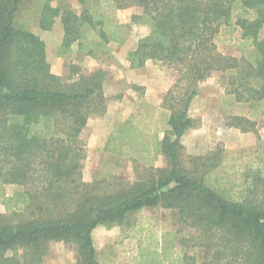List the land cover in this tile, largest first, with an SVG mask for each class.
<instances>
[{
    "label": "trees",
    "instance_id": "obj_1",
    "mask_svg": "<svg viewBox=\"0 0 264 264\" xmlns=\"http://www.w3.org/2000/svg\"><path fill=\"white\" fill-rule=\"evenodd\" d=\"M28 1L0 0V204L6 210L0 264H45L52 242L71 245L75 264H104L94 231L136 230L131 218L156 208L177 212L182 229L159 239L141 236L132 264H264V167L231 170L219 146L186 161L181 143L199 126L189 112L200 84L216 73L228 74L226 93L241 113L252 108L250 115L228 117L225 126L257 128L264 109V0H78L80 12L53 6L64 0H36L40 30L51 31L58 19L63 26L60 58L74 46L82 56L113 58L111 44L125 38L117 11L140 8L132 23L150 32L128 52L130 69L153 62L177 73L160 107L143 103L110 133L106 152L118 165L132 161L137 179L114 175L92 183L82 177L81 136L92 116L107 112L108 73L71 64L67 79L54 74L45 41L19 25ZM97 5L100 12L93 13ZM231 44L242 58L226 53ZM160 157L165 164L156 167ZM10 186L17 187L11 195Z\"/></svg>",
    "mask_w": 264,
    "mask_h": 264
},
{
    "label": "rangeland",
    "instance_id": "obj_2",
    "mask_svg": "<svg viewBox=\"0 0 264 264\" xmlns=\"http://www.w3.org/2000/svg\"><path fill=\"white\" fill-rule=\"evenodd\" d=\"M53 6L70 8L76 12L82 10V6L78 0H64L61 4L54 3ZM100 8L101 6L97 5L92 9V12H100ZM36 11V0H29L21 6L18 14V22L19 25H23L27 29L35 32L45 41L48 61L51 64V69L54 74L67 79L71 64L81 66L83 71L88 74L99 69L108 73V81L105 84V94L109 95L107 96V112L104 116H92L81 136L86 144L83 181L85 183H92L97 178H110L111 176L117 175L123 176L126 181L134 182L139 173L135 172V164L129 159H123L119 162L120 165H118L113 155L105 150L107 144L105 134L113 122L129 116L130 113L128 112H132L135 109L137 111L143 103H146V88L133 85L127 86L126 89V81L122 77V75H126V69L122 64L124 58L127 57L131 49L138 45L139 40L150 32L147 27L132 23V17L141 14V9L130 7L117 11L116 17L118 23L125 26V38L122 44H111L113 55L111 59L107 57L94 59L82 56L78 52L77 46H74L73 52L70 55L65 58H60L58 56L59 46L62 44L64 35L60 19L57 20L51 31L44 32L39 28L38 17L35 14ZM262 35L264 37V30ZM226 53L237 58H242L243 56L239 47L234 44L226 46ZM150 64L152 65H149L150 67L146 73L150 78L156 77L158 82H160L159 92L169 90L177 80V73L162 68L153 62ZM130 73L135 74L133 72ZM227 78L228 74L224 76L221 73H216L199 87L198 92H200L201 98L195 104L196 108L193 110V115H196L195 118L198 121V128H202L204 131L198 143L207 148V153L204 156L212 154L218 146L223 149L225 151V165L230 167L231 170L234 165L240 166L246 163H252L256 168L264 167V109L259 117L257 128L248 132H243L240 129L227 128L225 124L228 117L233 115L238 116L242 113L246 116L252 112V108L249 106H246L245 111L241 113L240 107H236L235 105L229 106L228 101L225 105L223 96H228L226 93ZM116 79L123 80L122 85L116 83ZM123 93L127 94L126 99L119 102L120 100L118 98ZM224 105L226 113L222 114L221 110ZM208 116L209 119L207 122L204 118ZM214 129L218 133H216V138H213L214 135H212ZM222 129L226 130L224 135H222ZM188 157L189 155L185 150L183 159L187 161ZM163 164H165L164 161ZM144 169V167H140L138 170L142 172ZM7 190L8 194L11 195L17 190V187L10 186ZM5 213L4 206L0 204V215H4ZM135 224L139 227L136 230L124 226L112 228L100 226L94 231V243L99 260L102 263L132 264L133 258H135L137 250L141 245V236L152 233L159 239L163 232H175L176 230L182 229L180 217L177 212L159 208L148 209L132 217L131 226ZM75 261L76 253L71 245L52 242L45 264H75Z\"/></svg>",
    "mask_w": 264,
    "mask_h": 264
},
{
    "label": "crops",
    "instance_id": "obj_3",
    "mask_svg": "<svg viewBox=\"0 0 264 264\" xmlns=\"http://www.w3.org/2000/svg\"><path fill=\"white\" fill-rule=\"evenodd\" d=\"M136 47L137 46H135L133 49H135ZM133 49H131V50H133ZM150 63L151 62H148L146 64V67L143 68V69L132 70V69H130V64L128 63L127 57H126V58H124V61L122 63L124 65L125 69H126V72H125L126 75H122V77H123L124 81H126L125 82L126 83V89H127V86H133V85H137V86L146 88L145 102L149 103V104H151L153 106L160 107L162 105V103H163L164 97H165V95H166L168 90L165 91V92H163V91L159 92L160 82H158L156 77L150 78V76L147 75L146 71H147V69H149V67H150L149 65H152ZM130 72H133L135 74H132ZM115 81H117L116 83L122 85L123 80H117L116 79ZM199 87H201V86H199ZM198 91H199V88H198ZM122 92H119V93H122ZM106 96H109V95L106 94ZM126 96H127V94L123 93V95L120 96V98H118L120 100L119 102H122L123 99H126L125 98ZM223 97H224L223 99L225 101V105H226V102L228 101L229 102V106H234L235 105L236 107H239L238 104H234V101L232 100L233 99L232 97L226 96V95L223 96ZM200 98H201V96H200V92H199L198 96L196 97V99H194V101L192 102V105L190 107L189 114L194 119H196L195 118L196 115H193V110H194V108H196L195 104H196L197 100H199ZM211 100H213V99H211ZM225 105L223 106V108L221 106V108H222V110L224 112L220 108L222 114L226 113ZM134 112H136V109L133 110L132 112H128V113H130L129 116L124 117L121 120L115 121V122H113L111 124L110 129L105 134L106 142L109 139V136H110V133H111L113 127L116 124H122L123 122H125L131 116V114H133ZM208 119H209V116L204 118V120L205 121L207 120V122H208ZM203 131L204 130L202 128L201 129H199V128L198 129H193V130L188 131V133H186V135L182 138L181 143L185 147V150L187 151L188 155H191V156H204V155H206L207 148L202 146V145H200V143H198L201 140L200 136L203 135ZM209 131H210V126H209ZM216 133H217V130L215 131V129H214L212 131V135H214L213 138L217 137ZM225 133H226V130L222 129V135H224ZM163 161H164V158L160 157L158 162L156 163V167H162L164 165Z\"/></svg>",
    "mask_w": 264,
    "mask_h": 264
}]
</instances>
